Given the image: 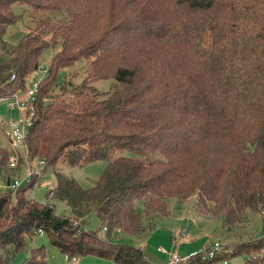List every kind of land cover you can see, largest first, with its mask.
Returning <instances> with one entry per match:
<instances>
[{
    "label": "trees",
    "instance_id": "obj_1",
    "mask_svg": "<svg viewBox=\"0 0 264 264\" xmlns=\"http://www.w3.org/2000/svg\"><path fill=\"white\" fill-rule=\"evenodd\" d=\"M15 4L65 13L39 22L0 57L3 101L24 92L42 53L60 44L30 111L28 158L42 160L44 170L130 156L110 160L89 189L56 174L44 204L27 196L40 176L7 186L0 194V264H10L35 235L69 260L151 264L118 234L143 236L169 216L171 198L195 195L196 212L220 219L230 234L243 227L246 210L264 218V0H0L1 44L17 18ZM76 63L82 80L59 84L60 71ZM109 79L115 83L107 92L92 85ZM8 163L0 149V167ZM51 199L64 203V214ZM140 199L143 216L134 209ZM90 215L103 236L87 228ZM262 247V240L231 253L220 247L210 258L204 249L177 264H220L236 255L264 264V257L257 262ZM22 264H46L45 247L31 249Z\"/></svg>",
    "mask_w": 264,
    "mask_h": 264
},
{
    "label": "rangeland",
    "instance_id": "obj_2",
    "mask_svg": "<svg viewBox=\"0 0 264 264\" xmlns=\"http://www.w3.org/2000/svg\"><path fill=\"white\" fill-rule=\"evenodd\" d=\"M120 2L117 1L116 5ZM104 3L107 5L108 2L104 1ZM11 11L17 18L15 22L5 29L2 35L3 44L0 43L1 58H6L9 51L16 47L20 39L30 30L34 29L39 22L43 20L58 22L65 16L63 11L36 12L29 6L23 4L13 5ZM59 50L60 44L58 43L42 53L40 57V69L31 75L29 84L40 82L46 75L53 56ZM80 67L81 64L76 63L69 68L61 70L57 82L63 84L66 80L73 84H78L84 76ZM114 83V80L111 79L96 80L92 85L98 92L103 93L109 91L114 86ZM17 98L19 101L27 100L26 94H21ZM22 115L25 116V113H22ZM20 118L21 114L18 110L8 108L5 102L0 101V149L6 150L9 154V124L11 121L18 122ZM18 152L20 155L24 154L22 149H19ZM121 155L130 156V153L116 152L107 158H102L82 166L71 167L60 162L54 169L46 168L41 173L42 175L40 174V178L34 189L28 192L27 196L35 202L41 204L46 203V193L55 185L56 174L70 177L74 179L79 187L89 189L101 178L109 161ZM8 169L9 163L5 168L0 167V194L5 193L7 190V181L4 177V172L8 171ZM24 171L21 170L20 175L17 172L14 173V170H12L10 174L11 172L13 173V179L22 181L25 176ZM192 196L196 197L195 195ZM50 203L54 206L58 215L65 213L66 206L64 203L56 199H51ZM194 203V198L184 202L175 199L170 200L167 205L169 211L168 217L154 220L153 227L150 230H146L143 236L118 234L119 242L140 248L144 252L145 258L151 264H169L171 257L174 255L178 258L192 256L203 252L204 249L214 243H219L223 252L231 253L234 247L241 244L262 240L263 247L257 254V256L261 257L257 259V262H261L260 259L264 257V218L261 214L246 210L243 216V227L241 226L237 231H233L230 234L223 228L220 219L197 213ZM134 209L138 214L143 216V200L135 201ZM142 224L143 226L146 225L144 218H142ZM87 228L96 231L99 236L104 235L94 215L88 217ZM181 234L184 236L183 239L179 238ZM38 246L45 247L46 264H116L111 260L94 256L75 257L76 262H72L64 254L50 247L47 238L41 235H35L32 240L27 239L24 249L14 256L10 264H22L30 250ZM159 249L162 251H158ZM2 255L3 253L0 251V256ZM251 259L245 255H236L227 259V263L247 264L246 261L249 260L251 262Z\"/></svg>",
    "mask_w": 264,
    "mask_h": 264
},
{
    "label": "built area",
    "instance_id": "obj_3",
    "mask_svg": "<svg viewBox=\"0 0 264 264\" xmlns=\"http://www.w3.org/2000/svg\"><path fill=\"white\" fill-rule=\"evenodd\" d=\"M38 88V83H30L28 84L27 89L22 92L19 91L15 96H13L10 99L3 100V102L6 103L8 108H15L18 110V112L21 114V118L18 122L11 121L9 124L10 133L8 135L9 139V148H10V154H9V169L15 170L18 166V163L20 160L24 164L25 168V176L22 181H17L15 179H11L8 182V187L12 190H15L18 188L22 183H28L33 176H40V169L43 168V161L42 160H30L27 156V152L24 146V139L27 134V131L29 127L31 126V110H32V104L35 101V94ZM21 94H26L25 101H19L17 98ZM22 113H25V116L22 115ZM19 149H22L24 151L23 155L19 154ZM179 238L183 239L184 236L181 234ZM219 243H214L209 245L206 248L207 257L210 258L213 256L215 252H217L220 249ZM162 251V250H158ZM184 259L178 258L176 255L171 257L169 264H177L178 262L182 261ZM72 262H76V259H72ZM222 264H228L227 261H223Z\"/></svg>",
    "mask_w": 264,
    "mask_h": 264
},
{
    "label": "crops",
    "instance_id": "obj_4",
    "mask_svg": "<svg viewBox=\"0 0 264 264\" xmlns=\"http://www.w3.org/2000/svg\"><path fill=\"white\" fill-rule=\"evenodd\" d=\"M24 171V164L22 163V162H20L19 163V165H18V167L14 170V173L15 172H17V174H20V171ZM43 170V169H42ZM25 173V172H24ZM21 175V174H20ZM10 179H13V173L11 172V174H10ZM9 179V180H10ZM7 186H8V183H7ZM191 198H194V202L196 203V197H194V196H191L189 199H191ZM172 199H175V200H178V199H176V198H171V199H169L168 201H167V205H168V202L170 201V200H172ZM194 203V204H195ZM195 206V205H194ZM185 258H187L188 256H184ZM184 257H182L181 259H185Z\"/></svg>",
    "mask_w": 264,
    "mask_h": 264
}]
</instances>
